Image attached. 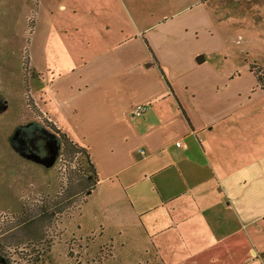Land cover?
Returning a JSON list of instances; mask_svg holds the SVG:
<instances>
[{
	"label": "crops",
	"instance_id": "0c3cea01",
	"mask_svg": "<svg viewBox=\"0 0 264 264\" xmlns=\"http://www.w3.org/2000/svg\"><path fill=\"white\" fill-rule=\"evenodd\" d=\"M179 1L148 30L85 40L68 69L36 67L54 125L97 171L81 215L110 259L264 264V90L211 0Z\"/></svg>",
	"mask_w": 264,
	"mask_h": 264
},
{
	"label": "rangeland",
	"instance_id": "374dc122",
	"mask_svg": "<svg viewBox=\"0 0 264 264\" xmlns=\"http://www.w3.org/2000/svg\"><path fill=\"white\" fill-rule=\"evenodd\" d=\"M175 3L0 0V254L12 264H148L137 253L119 251L110 259L111 248H101L100 240L88 234L81 213L94 168L87 151L71 143L70 133L61 152L48 96H43L44 77L36 67L68 69L84 54L85 40L106 41V30L123 37L148 30L172 14ZM208 5L229 38L232 59L246 70L249 63L264 67V0H211Z\"/></svg>",
	"mask_w": 264,
	"mask_h": 264
},
{
	"label": "trees",
	"instance_id": "16d2710c",
	"mask_svg": "<svg viewBox=\"0 0 264 264\" xmlns=\"http://www.w3.org/2000/svg\"><path fill=\"white\" fill-rule=\"evenodd\" d=\"M251 68H252V71L255 73V75L257 77L259 86L264 90V67L258 65V63H254V64L251 65ZM57 131H59L62 134L64 140L67 143L68 142V134L67 133H63L58 128H57ZM71 143H75V141L73 139H71ZM74 145H76V147H79L78 146L79 144H77V143H75ZM85 150L87 151V149H85ZM86 155H87L88 159H90L89 154H88V151H87V154ZM90 164L94 168V175L89 176V178H94V184L90 188V190H91V189H93L94 185L97 183V177L98 176H97L96 168L91 163V161H90ZM0 264H12V263L9 261V259H7L5 256H1V254H0Z\"/></svg>",
	"mask_w": 264,
	"mask_h": 264
},
{
	"label": "built area",
	"instance_id": "2783aa9c",
	"mask_svg": "<svg viewBox=\"0 0 264 264\" xmlns=\"http://www.w3.org/2000/svg\"><path fill=\"white\" fill-rule=\"evenodd\" d=\"M147 107L146 106H143V105H140L136 108V114H143L145 111H146ZM177 146L181 147H187V144L183 143L181 140L177 142Z\"/></svg>",
	"mask_w": 264,
	"mask_h": 264
},
{
	"label": "flooded vegetation",
	"instance_id": "af4514ba",
	"mask_svg": "<svg viewBox=\"0 0 264 264\" xmlns=\"http://www.w3.org/2000/svg\"><path fill=\"white\" fill-rule=\"evenodd\" d=\"M54 130V132L56 133V135H58L59 136V138H60V141H61V152H63V147H65V144H66V141L64 140V138H63V136H62V134L59 132V131H57L56 129H53ZM52 137L50 136V138H49V136H48V140L49 139H51ZM76 143V142H75ZM78 144V143H77ZM80 145V144H79ZM57 146V145H56ZM81 146V145H80ZM83 147V146H82ZM53 151L55 150L54 148L52 149ZM62 154H60V156H61Z\"/></svg>",
	"mask_w": 264,
	"mask_h": 264
}]
</instances>
